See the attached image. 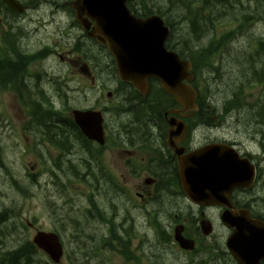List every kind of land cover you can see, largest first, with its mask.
I'll return each instance as SVG.
<instances>
[{
	"label": "flooded vegetation",
	"instance_id": "af4514ba",
	"mask_svg": "<svg viewBox=\"0 0 264 264\" xmlns=\"http://www.w3.org/2000/svg\"><path fill=\"white\" fill-rule=\"evenodd\" d=\"M19 1L25 6V9L38 6L37 0ZM47 1L49 2V0ZM24 11L27 13L31 9ZM24 13L8 8L0 0V71L2 74H13L10 68L15 70L14 64H21L22 69L18 80L20 82L27 81L26 91L30 95L38 96L39 100L46 104L43 113L46 112L49 121L46 124L42 121V124L46 140L44 153L48 162V177L52 179L54 176L68 175L70 164L73 162L79 167L78 174L81 177L98 178V185L93 186L94 196L89 197L88 203L84 202L86 207V209L83 208L84 217L93 220V222H104L111 227L118 218V177L145 179L139 185L141 189L137 191L125 188L131 194L130 205L137 206L140 204L137 202V198L141 199L142 203L152 200L164 190L165 185L173 177H178L181 181L182 159L186 154L203 147L209 148V159L216 156L218 161H224L227 165L238 156L241 159L249 158V161L256 167L257 176L259 175V166L264 161V154L254 155V145L264 146V135L261 134L264 132V121L257 115L264 114V105L229 108L223 112L227 118L235 116L236 123L242 125L245 130H249V133H245L249 137L248 144H245V135L244 140L239 138L231 140L224 131V121L215 110L212 99L207 102L205 108L186 111L171 95L166 93L163 97L161 93H165L164 91L157 90L156 97H153V87L156 83L158 84L157 79L150 77L147 80V86L139 88L135 87L133 82L119 79L115 63L113 60H108L104 55L105 52L98 46L94 47L97 61H93V63L96 68H91L95 76L90 75L89 78L93 82L95 77L97 78V87H100L98 92L95 90L97 95H103L104 88L108 87L98 78H110V81L114 82L116 90L107 91L113 94L114 102L112 103L104 101L102 98L96 99V102L94 100L89 102L87 109L101 111L104 117L103 129L100 128V123L94 124L97 138L89 137L77 127L73 115L70 113L73 107H70L69 113L67 111V98H69L70 90L74 89L73 92H76L75 89L79 90L84 82H89L80 75L85 63H74L60 56L63 64L68 66V72L54 69L53 63H51L54 52L52 44L42 52L33 55V52L42 45V42H39L41 39L38 36L39 27L33 26L34 29L31 30L32 19H28ZM223 13L225 26L229 27L236 23L242 34V38L238 42H231L226 37L222 44L223 52L228 59H237L239 79L243 81L255 80L259 84L257 85L258 89H260L257 94L263 96L264 0H237V4L231 0H224ZM29 34L35 36L32 39L35 46L31 45L34 43H32ZM231 49L236 50L237 53L232 52ZM47 52L49 57L46 58L45 63L48 64L51 75L31 78L28 59H32L31 66L36 68L38 62L35 57L42 53L47 56ZM99 61L104 62V65ZM89 66L91 67L90 64ZM97 69L102 74H97ZM113 70H115L114 74ZM166 98L170 101L167 102ZM39 108H41L40 104L37 105L38 110ZM62 112L68 114H61ZM253 112H256L255 116H250L253 115ZM231 113L234 115H230ZM56 117L60 120L57 121ZM249 117L256 118L253 125H258L260 133L257 137L252 132L255 128L249 129V126L245 125V121ZM95 119L96 117L92 119V122H89L95 123ZM181 121L185 122L183 129ZM170 135L174 136V145L173 141L169 139ZM258 136H261L262 139ZM63 137H70V141L65 142L66 139ZM254 141H258V143L254 144ZM261 150L264 151L263 148ZM33 152L36 155V151L33 150ZM244 166V163L240 164L241 172H243ZM104 178L109 179V185H103ZM146 179L151 180L148 182ZM94 182L96 184L97 180ZM105 184L108 183L105 182ZM107 186H110V191L105 190ZM250 189L231 188L229 199L223 196L225 202L217 203L216 208L212 205L188 203L191 208L198 209L196 211L200 216V231L203 228L202 224L208 220L216 225L214 229L216 234L217 232L225 234V249L224 252L220 251L224 256L222 262L220 259L222 264L224 262H227L225 264H240L233 254L236 252H239L242 264H264V227L259 222H251L252 219H255L264 223V218L257 215L258 205L255 203V197L248 193ZM179 206L181 207V205ZM196 211L193 209V212ZM156 213L161 222H169L170 215L164 207L158 206ZM231 221L238 222L243 233H249L248 236L238 242L232 239L233 229L227 226V222ZM214 231L210 234L211 237L214 236ZM196 232L197 229L194 232H189L187 237L191 238ZM111 236H117V232L111 230ZM211 241L214 243V237ZM250 253H254L255 256H248ZM214 264H219V261Z\"/></svg>",
	"mask_w": 264,
	"mask_h": 264
},
{
	"label": "rangeland",
	"instance_id": "374dc122",
	"mask_svg": "<svg viewBox=\"0 0 264 264\" xmlns=\"http://www.w3.org/2000/svg\"><path fill=\"white\" fill-rule=\"evenodd\" d=\"M59 1L62 2L64 0ZM171 1L174 2V0ZM184 1L185 0H180L179 3L184 4ZM167 3V1L163 0H153L151 6L166 12V7L168 6ZM40 9L41 10L38 12L31 11V16L36 21L35 25L43 27L42 30L46 31L45 33L42 32L43 34H51L54 42H59L62 46H70L73 42L74 34H69V38L62 39V31L66 26L71 27L70 21H63L60 18H52L50 15V7L48 6ZM228 9L230 10V8ZM168 13L175 21L173 22L174 28L180 31V37H178V34L176 33L178 40L182 42L191 40L193 36L184 39L186 38V35L182 32H186V30H182L183 26L180 25L181 13L174 14V11ZM55 62L57 61L55 60ZM100 63L104 65V62ZM15 66L21 68L18 64H14V67ZM102 67L105 68V66ZM226 75L227 74L222 75L223 81L222 79L212 80L215 87H224L227 83ZM95 95H97L96 92H94V96ZM80 96L90 98L88 92L84 90L80 93ZM30 104L31 103H29V105ZM75 105L80 106L82 103L75 102ZM15 107L18 109L16 110L17 113L13 110ZM40 107L41 110L44 111L46 109V104L42 103ZM45 113L46 112L41 115V119L46 124L49 121V117H47ZM255 113L256 112H253V115L250 116H255ZM230 115L234 114L231 113ZM24 118L23 114L19 111L17 100L9 94H0L1 156L3 157V160H5V163L8 164V167L0 166V208L3 210L10 206H15L23 215L24 223L27 224V222L30 221L28 223V228L26 229L18 228V224L15 220L12 223V217L2 225V234H0V254L11 248H19L26 240L32 241L37 232L36 229H41L57 231L62 235L66 253L64 258L59 261L60 264H168L176 259H180L178 250H174L163 242L162 237L158 239L155 236L156 232L154 228L150 227L151 224L149 221L145 219L143 209L132 204L130 205V198L121 199V196H118V204L121 209L123 211L129 209L134 222L137 223L135 229L130 231V236L132 237L131 250L135 256L134 259L126 261L116 253L105 251L104 242L102 241L103 234L106 231L105 229L98 225H86L85 231L82 230L81 220L84 219V204L82 203L85 202V200L82 198V194L78 191L88 193L89 187L86 184L80 185V182L76 183L73 191L67 188L64 190L61 187L57 188L55 185H51L52 188H50L49 192L46 186L48 183H46L45 177H43L40 183L35 186L29 184L24 178L26 168L34 164L32 160L36 155L32 149L30 151L33 138L29 137L23 131V123L21 122ZM255 119V117L247 118L245 125L249 126V129L254 127L255 129L252 132L257 137L260 131L258 125H253ZM12 122L15 123L14 128L16 129V134L14 128H10L9 130L4 128L5 123ZM224 128L226 135L231 140L238 138L244 140L245 133H249V130H245L242 125L236 123L235 116L229 117V119H224ZM261 134L263 136L264 132H261ZM245 139L246 144H248L249 137L247 134L245 135ZM11 175H14V178H12ZM67 179L68 177L65 176L64 180L66 181ZM95 179L98 182V178ZM120 181L122 180L120 179ZM143 181L144 179L130 178L128 181V187L134 188L136 186L139 188L140 183H143ZM15 182L19 184L22 191L17 188ZM78 185L80 186L78 187ZM105 190L110 191V186H107ZM48 193L56 200V202L52 203L48 201ZM262 193H264V191ZM101 198L103 199V197ZM175 202L178 201L174 198H163L161 200V204L170 215L169 219H171L174 212H178V210L174 208ZM152 206L155 207V205ZM180 213L183 218L186 216L185 210H180ZM74 220H78V228L76 227ZM94 234L95 236H93ZM5 241H7V243H5ZM204 250H206V248ZM208 254L209 253L199 257L201 264H207L204 259ZM45 260H47V258H45Z\"/></svg>",
	"mask_w": 264,
	"mask_h": 264
},
{
	"label": "water",
	"instance_id": "95a60500",
	"mask_svg": "<svg viewBox=\"0 0 264 264\" xmlns=\"http://www.w3.org/2000/svg\"><path fill=\"white\" fill-rule=\"evenodd\" d=\"M7 1L10 6L15 7L14 0ZM77 2L73 5L78 11L87 12L93 20L97 21L96 26L93 27V35L100 41L108 43L120 63L127 65L132 61L133 65L141 68L140 71L155 74L161 79L163 88L174 94L183 105L188 109L196 108V91L189 87V94H185L187 89L179 82L180 75L182 76L183 73V64L174 63L164 48L167 29L163 34L159 30L163 21L161 22L156 16L145 21L134 16L130 17L124 6L125 0H77ZM83 24L89 28L88 22L83 21ZM155 30L157 35H160L159 39L154 34ZM123 72L126 73V71ZM129 74L131 72H127L126 76ZM80 116L81 114H77V122L83 130L88 132L90 129H87V124ZM200 154L203 153L200 151L198 155ZM200 158L205 160L206 156L203 155ZM208 174H210L209 170ZM194 178L195 180L193 176L183 175L187 194L196 199L193 197L197 192L195 186L208 188L211 179L205 174ZM42 241H47V245L53 251V258L58 261L63 253L58 236L54 233L39 232L35 242L43 245Z\"/></svg>",
	"mask_w": 264,
	"mask_h": 264
},
{
	"label": "trees",
	"instance_id": "16d2710c",
	"mask_svg": "<svg viewBox=\"0 0 264 264\" xmlns=\"http://www.w3.org/2000/svg\"><path fill=\"white\" fill-rule=\"evenodd\" d=\"M151 2V0H141V8L144 11H149V3ZM180 0H174L171 1V4H168V6L166 7L167 9H170V13H172L174 11L175 13H182V11L186 10L188 8V5L185 6L184 4H180L179 3ZM206 3L212 5V0H205ZM220 4V0H218ZM227 7V6H226ZM225 7V8H226ZM173 15V14H171ZM188 17L190 18H194L193 21H195V16L196 14L193 12H189ZM182 16V15H181ZM184 16V15H183ZM186 32H182L186 35V38L184 39H188L190 38V36H193L194 34H197V30L194 28V30H187V28L185 27V25H183ZM21 66V64H20ZM21 68L15 66V70L13 68H10V71L13 74H2V72L0 71V92L6 91V90H20L18 89L17 86V81H18V75L21 73ZM17 70V71H16ZM202 90H204V87H201ZM26 88L23 87V90L25 91ZM231 92V91H230ZM204 96H202V99L200 97V101H202V104H204ZM22 103H23V107L25 108V113L26 115L29 117L27 119H29V122H26V124H23V131L31 136L32 138H34L33 142H35L37 144V148H40V146H44V139H45V133H44V126L42 124V119H41V115L43 114L41 108H39V110L37 109L36 105L40 102V100L36 101L34 104L32 101H30L28 99V97L23 96L22 97ZM29 103H31L29 105ZM33 109V110H32ZM57 120H60L59 118L56 117ZM10 126H14L15 127V123H10ZM39 135H40V141L39 139ZM41 135L42 138H41ZM64 139H66L65 142H68L67 140L70 141V137H63ZM41 150V149H40ZM10 211L9 209H5L3 212L0 213V234H2V225L5 224L9 218H10ZM1 242V241H0ZM1 244V243H0ZM39 258H41L40 256V252L37 251L36 246L28 241L26 243H24L22 246H20L18 249L16 250H8L4 253L0 254V264H46L45 262L43 263Z\"/></svg>",
	"mask_w": 264,
	"mask_h": 264
},
{
	"label": "bare ground",
	"instance_id": "6f19581e",
	"mask_svg": "<svg viewBox=\"0 0 264 264\" xmlns=\"http://www.w3.org/2000/svg\"><path fill=\"white\" fill-rule=\"evenodd\" d=\"M173 29H174V27H173Z\"/></svg>",
	"mask_w": 264,
	"mask_h": 264
}]
</instances>
